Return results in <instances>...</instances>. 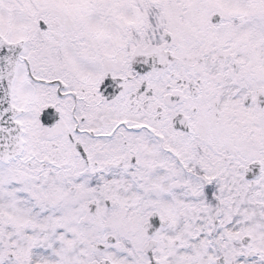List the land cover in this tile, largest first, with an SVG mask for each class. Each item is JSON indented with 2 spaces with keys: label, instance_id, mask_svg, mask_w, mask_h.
<instances>
[{
  "label": "snow or ice",
  "instance_id": "obj_1",
  "mask_svg": "<svg viewBox=\"0 0 264 264\" xmlns=\"http://www.w3.org/2000/svg\"><path fill=\"white\" fill-rule=\"evenodd\" d=\"M0 264H264V0H0Z\"/></svg>",
  "mask_w": 264,
  "mask_h": 264
}]
</instances>
